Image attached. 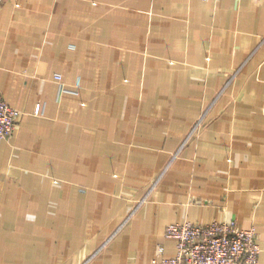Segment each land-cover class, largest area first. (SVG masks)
Listing matches in <instances>:
<instances>
[{
  "label": "crops",
  "instance_id": "0c3cea01",
  "mask_svg": "<svg viewBox=\"0 0 264 264\" xmlns=\"http://www.w3.org/2000/svg\"><path fill=\"white\" fill-rule=\"evenodd\" d=\"M0 92V264H151L230 218L264 264V0H0Z\"/></svg>",
  "mask_w": 264,
  "mask_h": 264
},
{
  "label": "built area",
  "instance_id": "2783aa9c",
  "mask_svg": "<svg viewBox=\"0 0 264 264\" xmlns=\"http://www.w3.org/2000/svg\"><path fill=\"white\" fill-rule=\"evenodd\" d=\"M56 79L61 80L62 75L57 74ZM40 108L38 104L36 113ZM22 115L0 92V140L12 136ZM201 123L202 118L195 128ZM165 234L176 240V253L165 257L164 247L159 246L151 264H259L257 228H243L234 218L209 223L173 222L167 225Z\"/></svg>",
  "mask_w": 264,
  "mask_h": 264
}]
</instances>
